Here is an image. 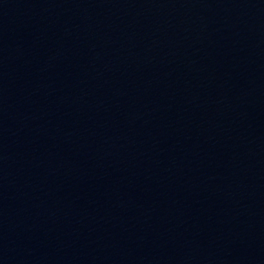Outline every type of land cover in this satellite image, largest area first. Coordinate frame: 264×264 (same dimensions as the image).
I'll use <instances>...</instances> for the list:
<instances>
[{
  "label": "water",
  "instance_id": "95a60500",
  "mask_svg": "<svg viewBox=\"0 0 264 264\" xmlns=\"http://www.w3.org/2000/svg\"><path fill=\"white\" fill-rule=\"evenodd\" d=\"M0 264H264V0H0Z\"/></svg>",
  "mask_w": 264,
  "mask_h": 264
}]
</instances>
